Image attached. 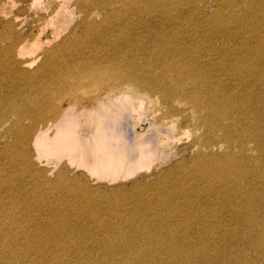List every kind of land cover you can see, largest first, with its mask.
<instances>
[{"label": "bare ground", "instance_id": "bare-ground-1", "mask_svg": "<svg viewBox=\"0 0 264 264\" xmlns=\"http://www.w3.org/2000/svg\"><path fill=\"white\" fill-rule=\"evenodd\" d=\"M9 1L17 14L0 17V264H186L191 249L182 245L199 244L203 232L182 233L184 242L158 245L163 253L152 257L158 242L151 231L176 227L152 226L149 215L174 212L164 203L174 186L186 200L180 212L205 211V194H216L218 207L246 215L241 239L259 244L264 256V0H77L78 20L63 38L54 26L73 15L68 8L61 4L43 23L39 53L40 37L16 18L26 0ZM85 80L100 91L91 106L71 95L63 101ZM151 97L162 104V122L144 130L138 124ZM187 124L196 155L187 159L177 148L165 175L157 169L153 183L135 180ZM42 161L52 168L64 162L94 182L135 179L127 188H96L62 168L50 181L37 170ZM194 182L202 193L191 199ZM129 194L139 208L127 206ZM116 214L120 225L112 223Z\"/></svg>", "mask_w": 264, "mask_h": 264}, {"label": "rangeland", "instance_id": "rangeland-1", "mask_svg": "<svg viewBox=\"0 0 264 264\" xmlns=\"http://www.w3.org/2000/svg\"><path fill=\"white\" fill-rule=\"evenodd\" d=\"M76 1L77 0H66L63 4V0H26L25 6L28 5L26 8V12L18 14V16H16V18H18L17 20L23 26H27V25L31 26V29H32L33 33L35 34V37H36V36H39L40 30L43 28V23L49 17H51L54 12H57L59 10L58 7L61 6V4H62L64 8H68V14L73 13V15H71L67 19V21H66L67 23L65 22L64 25L54 26L55 29L58 28L59 38L61 39L73 29L74 24L78 20V17L75 14ZM191 1L193 4V0H191ZM185 2H187V1L186 0H176V3H185ZM189 5H190V3H189ZM56 6H57V8H56ZM3 7H4V11L6 12V14L4 16L0 15V17L10 18V17H13L14 14H17L16 13V7H14V5H11V1L6 0L5 5H3ZM12 7H14V8H12ZM201 30H202V28H201ZM142 31L138 30V32L140 34L142 33ZM45 32H46V34L47 33L50 34L51 32H53V29L50 27H47V28H45ZM197 33H199V32H197ZM39 37H40L39 38L40 42L43 41V39H45L44 35H40ZM52 42L50 45L54 44L56 41H52ZM43 43L42 42L40 43V46H39L40 48L39 47L37 48L36 53H39L38 49L46 48V46ZM42 44H43V46H42ZM197 46L200 50V53H204L205 46H204L203 41H199V43H197ZM82 82L83 81H81L82 85L79 83L81 86L76 85L74 90L72 89L71 92H70V90L69 91L66 90L67 93L65 92L62 95L63 98H65V99H63V101L64 100L67 101L68 99H71V97H73V98L77 97V99L79 98V101L83 105H87V106L90 105L91 106L92 102H93L92 99L100 91H98V88H95V86L92 82L86 81V80L83 83ZM86 84H88V86ZM90 84H91V87H89ZM78 87H80V88H78ZM92 87H94L95 89L93 90ZM89 88H91V89H89ZM105 88L106 87H104V88L101 87L102 90ZM76 89H79V90H77L78 96L76 93L77 91H75ZM101 89L99 88V90H101ZM84 90H86V93H87L86 95H82L83 93H85ZM92 91H93V93H92ZM69 93H71V94H69ZM75 93H76V95H75ZM68 95H71V97H69ZM79 95H81L82 98L84 97L85 99L86 98L87 99L82 100V99H80L81 96H79ZM87 95L89 96V98H90V96H92V97L89 99ZM65 96H67V98ZM153 98L154 97L150 98L151 100L148 101V102H150L149 104L147 102V100H149V99L145 98L144 103H146L145 105L146 106L148 105L149 108H148V106H147V108L145 105L143 106V107H145V109L143 111V114H145V117L143 116L144 118L142 119V120H144V122L142 121V122H139V124H138V122L134 121L135 124L140 125L141 127H143L144 130H148L149 127H151L152 125H154V124L157 125L158 123L162 122L160 120V116L162 115V111H158L162 107V104L160 103L159 99L156 100L155 98L154 99ZM57 100H58L57 102H59L62 100V98L57 99ZM63 104L64 105H62V106L66 107L64 102H63ZM152 110H153V112H152ZM158 112H160V113H158ZM148 113L151 116H153L155 114V116L153 118H150L151 116L149 117V115H147ZM146 115H147V117H146ZM178 115H179V118H174L175 120H177V122L181 121V118H182L180 114H178ZM138 125L134 126L136 131H137ZM180 128H181V126H180ZM175 129L176 128H173V131H175ZM181 130L182 131L180 132L179 135H177L178 134L177 130H176L177 131L176 133L172 132L170 138H168V140H167L168 143H166L167 142L166 141L165 144H161L158 146L159 150L162 153V156L155 161L156 163L154 162L153 168L150 172L140 173L138 176L135 177L136 179L134 178L135 180H137L139 178H145L146 184H151V183H153V181H151L150 176L157 169H158L159 173H161L162 175H165L167 173L169 166L178 160V157L177 158L174 157V155L177 152V148H179L178 150H180L182 148L185 149V151H186L185 156L187 157V159H191L193 156L196 155V152H198V150L193 149L194 147L192 146V144H193L192 137H193V132H194L193 124L184 125V127L181 128ZM195 133L201 134L202 132L199 131V132H195ZM174 134H176L175 135L176 137H178V138L180 137V139H178V138H177L178 140L175 139L176 137L174 136ZM152 135L155 138H157V135L159 136L157 131L152 132ZM203 135H204V133H203ZM162 138H164V137L162 136ZM174 139H175V141H177V143L174 141ZM170 140H172V141H170ZM169 142H171V143H169ZM165 145H167L168 148ZM164 147H166V148H164ZM163 153H166V154L163 155ZM217 155L219 156L220 154H217ZM163 159L165 162L163 161ZM168 160H170V161H168ZM45 165H46V163H44V161H42L39 164V168L37 170L42 171V172L47 171L48 172L47 178L50 181H53V179H55L56 174L62 168H64L68 172V175L71 178L86 180L92 187H96V188L97 187H108V188L126 187L127 188V187H130V185L134 181V179H131L128 181L119 180V181H116L112 184H108V183L102 182V181L94 182V181H96L95 178H93V177L90 178V176L87 175L86 173H84L83 171L78 170L74 167H69L64 162L60 163V165L56 167L57 169L52 168L48 165H46V166ZM155 181H157V180H155ZM170 181L171 180H169V182ZM176 182L179 183L180 181H176ZM182 182L184 184H187L183 180H182ZM189 184H190L189 189H192L193 191H195L194 192L195 194L190 193L189 196L191 197V199L197 198L198 194L202 193V192L197 190L195 182L189 183ZM180 187L181 186H178L176 188L174 186L175 191L174 192L171 191L172 193H170V195L168 197H166L165 201H164V203L167 204L168 206L174 207V209H175L174 212H171L167 208H157L155 210L157 212L154 213L155 216L149 215L150 218H153V219L155 218V221L152 223L153 224L152 226L171 225V226L176 227V230L173 233H168L165 231L161 232L159 230H152L151 235H153L156 239L155 241H157L159 243L158 244L155 242L152 245V247H153L152 250H154L158 245H160V248H161L162 246H164V244L166 242H170L173 244H179L181 241L184 242L185 240H182L180 238V235L182 233L190 234L191 236L195 237V235L197 233L203 232L204 236H203L202 241L199 244L192 245V243H188V244L182 245V247H189L191 249L189 260L186 264H236V263H234L236 258L240 259L238 264H264V256L262 253L261 246L259 244L257 247L254 244L250 245L248 241H244L241 239L242 236H246V234L244 233V228H243V226H245L244 222H245L246 215H241L243 213H239L238 210L231 209L229 207V205H224L222 207H218V205H217L218 201H216V198H215L216 194H205V198H207V203H206V207L202 206V208L205 209V211L198 212L195 215L187 213V212H180L176 209V206L178 207L180 205L185 204V202H186V200H185V202H183L182 200H184V199H182V197H180L181 195H184V193L182 191H180ZM165 189L166 188H164V190ZM262 189H264V186ZM224 196H225V194H224ZM142 197H143V199L146 200L148 198V195L143 194ZM126 198H127V203H128L127 206H130L131 204L135 203V202H131L130 199L128 200V198H131L130 194L127 195ZM161 201H162V198L160 199L158 197H156L154 200H152V202H156V203H159ZM137 204L138 203H135V206H137ZM202 204H203V202H202ZM137 208H139V206H137ZM194 209L195 208L193 207L192 211ZM214 209H216V210H214ZM114 212L119 213L118 211H114ZM147 212H149V211H148V207L146 206V212L142 213V214H146ZM151 212H153V211H151ZM103 214H109V216H110L111 213L107 211V213L102 212V215ZM262 214H263V212L259 215H262ZM146 216L147 215L141 216V219H144ZM119 218H120V214L114 215V218L111 219V220H113L112 223L117 222L119 220ZM121 220H119L118 225H120ZM182 220H184L185 227L180 226V222ZM260 230H261V228L258 226L255 228L256 232H260ZM38 237H41L42 239L46 238V236L44 234H42L41 236H37L36 238H38ZM170 239H173V241H171ZM55 240H57V239H55ZM262 241H263V246H264V239ZM54 245H55V243L53 242L51 244V246H54ZM76 245L81 246L80 242H78ZM208 247H213V248L210 249ZM263 251H264V248H263ZM21 252L19 253V255H21ZM145 252H148V250H145ZM159 253H163V252L160 249L154 250L152 257L155 258V255L157 256ZM201 255H204V257H200ZM55 257H56V255H53V258H55ZM167 260L168 259H165L164 261H167ZM35 263L38 264V261L34 262L33 264H35ZM12 264H15V261H12Z\"/></svg>", "mask_w": 264, "mask_h": 264}]
</instances>
